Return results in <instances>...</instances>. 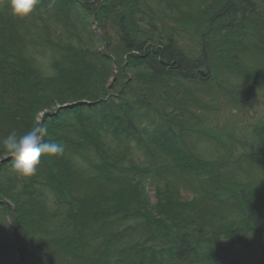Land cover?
<instances>
[{
	"label": "trees",
	"instance_id": "trees-1",
	"mask_svg": "<svg viewBox=\"0 0 264 264\" xmlns=\"http://www.w3.org/2000/svg\"><path fill=\"white\" fill-rule=\"evenodd\" d=\"M262 92L264 0H0V139L63 146L27 179L0 148V262L264 264V108L203 117Z\"/></svg>",
	"mask_w": 264,
	"mask_h": 264
},
{
	"label": "clouds",
	"instance_id": "clouds-1",
	"mask_svg": "<svg viewBox=\"0 0 264 264\" xmlns=\"http://www.w3.org/2000/svg\"><path fill=\"white\" fill-rule=\"evenodd\" d=\"M39 0H9L12 15L18 19L27 18L38 5ZM48 128L39 122L31 130L18 134L15 129L0 139V148L14 160L12 170L20 179L35 174L42 155L55 157L63 154V146L57 142H44Z\"/></svg>",
	"mask_w": 264,
	"mask_h": 264
},
{
	"label": "rangeland",
	"instance_id": "rangeland-1",
	"mask_svg": "<svg viewBox=\"0 0 264 264\" xmlns=\"http://www.w3.org/2000/svg\"><path fill=\"white\" fill-rule=\"evenodd\" d=\"M92 25V32L95 37H100V31L97 29L95 26L94 21H91ZM95 47H99V44H95ZM47 57V56H46ZM46 57H42L39 65V69L44 72L45 74H50V70L48 68V63L49 60ZM248 89V88H247ZM264 92H262L263 94ZM218 96H216L217 99ZM218 109L216 110L217 116L214 114H204L203 117H205L207 122L205 123V127L210 128L212 127H219L220 130L224 128H229L232 125V129L238 128L236 133L240 134L242 137H247V132L244 133V131H247V127H250L251 123L255 122V113L259 112L258 117L261 116L262 114V109L264 108L263 106L260 108L261 104L256 103L252 105H248V108L244 105H238L237 107L233 108L231 110L230 106L228 105L227 101L219 95L218 97ZM216 102V101H215ZM83 103L87 102H78L74 103V105H81ZM199 154L202 155L201 150L197 151ZM137 156L134 157L135 161H138ZM145 189L147 196L149 198L150 204L155 203V196H154V189H155V184H151L150 182L145 183ZM181 195L184 199H190L191 195L185 194L184 192L181 191ZM0 264H10V259L9 258H4Z\"/></svg>",
	"mask_w": 264,
	"mask_h": 264
},
{
	"label": "water",
	"instance_id": "water-1",
	"mask_svg": "<svg viewBox=\"0 0 264 264\" xmlns=\"http://www.w3.org/2000/svg\"><path fill=\"white\" fill-rule=\"evenodd\" d=\"M74 107L75 106H77V105H73ZM0 204H1V202H0ZM12 215H13V211L11 212V218H10V220H9V225H10V227H12ZM17 233H19V232H17ZM19 239H20V244H19V257H20V255H21V249H22V247H21V244H22V237L20 236L19 237Z\"/></svg>",
	"mask_w": 264,
	"mask_h": 264
},
{
	"label": "bare ground",
	"instance_id": "bare-ground-1",
	"mask_svg": "<svg viewBox=\"0 0 264 264\" xmlns=\"http://www.w3.org/2000/svg\"><path fill=\"white\" fill-rule=\"evenodd\" d=\"M19 234H20V233H19ZM20 236L22 237V235H19V237H20Z\"/></svg>",
	"mask_w": 264,
	"mask_h": 264
}]
</instances>
